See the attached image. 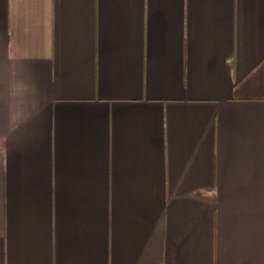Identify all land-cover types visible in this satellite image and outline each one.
I'll list each match as a JSON object with an SVG mask.
<instances>
[{
  "label": "crops",
  "instance_id": "obj_1",
  "mask_svg": "<svg viewBox=\"0 0 264 264\" xmlns=\"http://www.w3.org/2000/svg\"><path fill=\"white\" fill-rule=\"evenodd\" d=\"M0 264H264V0H0Z\"/></svg>",
  "mask_w": 264,
  "mask_h": 264
}]
</instances>
